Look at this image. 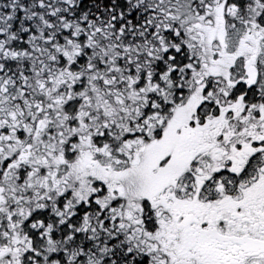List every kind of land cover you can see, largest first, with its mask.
I'll return each mask as SVG.
<instances>
[{
  "label": "snow or ice",
  "instance_id": "obj_1",
  "mask_svg": "<svg viewBox=\"0 0 264 264\" xmlns=\"http://www.w3.org/2000/svg\"><path fill=\"white\" fill-rule=\"evenodd\" d=\"M0 264H264V0H0Z\"/></svg>",
  "mask_w": 264,
  "mask_h": 264
}]
</instances>
